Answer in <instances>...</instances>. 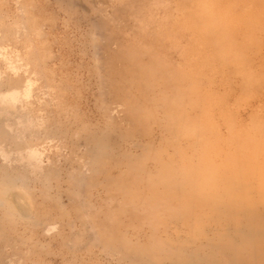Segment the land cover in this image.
Returning <instances> with one entry per match:
<instances>
[{
	"label": "rangeland",
	"instance_id": "rangeland-1",
	"mask_svg": "<svg viewBox=\"0 0 264 264\" xmlns=\"http://www.w3.org/2000/svg\"><path fill=\"white\" fill-rule=\"evenodd\" d=\"M187 1L0 0V264H245L223 248L208 257L211 221L193 231L171 202H149L159 191L146 181L179 168L177 148L184 159L207 153V141L175 138L206 128L203 110L215 120L208 137L264 134V0H207L223 13L221 35L202 32ZM250 75L262 92L240 100Z\"/></svg>",
	"mask_w": 264,
	"mask_h": 264
},
{
	"label": "bare ground",
	"instance_id": "bare-ground-1",
	"mask_svg": "<svg viewBox=\"0 0 264 264\" xmlns=\"http://www.w3.org/2000/svg\"><path fill=\"white\" fill-rule=\"evenodd\" d=\"M187 3H188V1L186 2V4ZM188 5L195 6L196 8H198V11L201 15L200 17H197L198 21L200 22L202 20V18L204 20L202 32L218 33L220 35L225 32L226 26L224 25V27L222 29H219L218 24H217V23H220L219 22L220 19H223V13L220 10L217 12L213 11L212 13H209L210 10H209L208 5H207V0H189ZM215 13H219V14H215ZM17 22H18V19H17ZM21 22H19V23L23 24V20ZM27 24H28V22H27ZM13 26H14V24H13ZM30 26L31 27L33 26V22L31 23ZM258 26L261 29L262 27H264V22H259ZM9 27H11V26H9ZM16 27L17 26H15L14 28H16ZM20 27H22V26H20ZM28 27H29V25H28ZM33 28L32 29L29 28V30L34 31ZM16 29H18V27ZM13 31H15V29ZM2 32L4 33V31H2ZM17 32H18V30H17ZM3 33H1V34H3ZM20 33H21V30H20ZM22 33L24 34V32H22ZM5 34H6V30H5V33L2 35V37L7 36L6 38H8V34H10L11 36H9V38L10 37L12 38L13 34H11V33H8L6 35ZM16 34L19 35V32ZM21 34H20V36H21ZM247 34L252 35L251 28H247ZM25 35H27V34H25ZM27 37H29V36H27ZM31 37L32 36L30 35V38ZM14 38L16 39L17 35L15 36V34H14ZM10 39H8V43L5 45H9V44L13 43L14 40L12 41V39H11V41H12V43H11ZM31 39H33V38H31ZM19 40H17V41H19ZM24 40H25L24 42L26 44L27 41H26V39H24ZM0 41L3 44L6 43V42H3V39H0ZM9 41H10V43H9ZM24 42H21L22 45ZM30 42H31V40H30ZM14 43H16V41ZM10 47H12V46H10ZM18 48H20V47L18 46ZM3 50H5V48H3ZM0 52H2V51H0ZM18 53H20V52H18ZM30 53H28V54H30ZM19 55H23V54H19ZM19 55L17 57H21ZM0 56H1V54H0ZM27 57H29V56H27ZM27 57H26V59H27ZM21 60L24 61L23 59H21ZM16 61L18 63V60H16ZM8 62H9V60H8ZM21 66H22V64H21ZM26 73H27V71H26ZM246 80H247V84L245 86L249 89V92L241 91L242 96L240 97V100H244V101L250 100L251 101L252 99H254L256 97L257 94L261 93L262 91L256 92L255 87L251 86L252 82L255 80V78L252 75L248 76L246 78ZM251 89L254 92H252ZM7 97H9V96L7 95ZM163 98L166 100L169 99L167 97V95L164 94V92H163ZM189 98H190V100L188 103L192 104V108L193 107L197 108L198 104L196 102L198 99V93L194 90V93L191 94V96ZM185 99L186 98L182 95L181 91H179V90L176 91V94L173 96V102L174 103L177 102V105L180 104L182 106ZM203 99L204 98H201V100H203ZM150 106L151 105L146 106L147 107V115L150 111ZM174 106H175V104H174ZM208 108H207V111H208ZM194 110H196V109H194ZM200 110H202V108H200ZM200 110H198V111H200ZM144 113H146V112H144ZM198 119H199L201 125L204 123V124H207V125H205L207 127L204 128L203 130H198V129L193 128V129L189 130L187 133H183L182 135L180 134L179 131H177L176 136H175V138H177L176 143L182 142V140H186V138L189 139V137H190L189 135H193L194 137L192 139H194L195 141H197L198 139H202L203 140L202 144H204L205 141L208 142V144H209L208 146H206V147L204 145L202 146L203 149H205L207 151V153L198 154L196 152V150H194V154L192 155L191 158L184 159L183 158L184 157L183 152L179 148H177V150H176L177 155H178L179 159H182L181 163L179 164V168L177 170H175L173 172L172 170L165 171L163 169L162 171L158 170V173H155V175L153 177L149 175L150 180L146 181V182H148V185H147L148 188L151 189L152 185H155L157 190L159 191V194H157L156 198H150L149 202L151 203L153 201L156 204L158 201L161 204V201H164V199H165V201H167L169 203L171 202L175 206L174 209L172 208V210H178L180 213L178 215H180L181 219H193L194 220V222L196 223V227H192L191 230H193V231H197V229L200 230L202 224L207 223L206 221H208V220L211 221V225L214 228V232L211 235H207V237H206L207 242L201 245L202 248L205 247L207 251H211V252H207L208 257L216 249L218 250V249L223 248L225 250H228L229 253L232 254V256H235L237 261L240 260L245 264H264V134H260V136H258L256 131H250V130L246 131V130H243V128H242V129L238 130L235 134H233L232 136H229V137L225 136L224 138L219 139L218 138L219 136H217L216 134L213 137H208V136L214 135V133H215L213 125L210 124L211 123L210 121H215V120H212L208 116H206V110L202 111V115L200 113ZM259 120L264 121V118H260ZM178 121H179V119H178ZM224 121H226V120H224ZM260 121L257 123L253 122L252 123L253 126L260 124L261 123ZM185 122H187V121L185 120ZM179 125L182 126L183 125L182 122H180ZM179 130H181V129H179ZM178 134H180V135H178ZM218 145H227L226 151L222 148H218L217 147ZM212 154L215 155V157H216L215 160L217 162L213 163V164H211V163L207 164V162H208V160H210ZM225 154H227V160L225 161V163L224 164H222V163L218 164L219 161H224V155ZM31 155H33V152ZM194 162L195 163L198 162L200 164H203V167H198L199 166L198 165V166L193 168L192 165ZM253 163H254V165H253ZM253 167H254V169H253ZM114 176H116V175H114ZM157 176H160V178L156 180L155 178ZM153 178L156 180L155 184H153L154 182H151V181H153ZM234 179H239V183L241 185L237 184L235 186H232L233 182H235ZM140 180H142V179H140ZM146 180H147V178H146ZM118 181H119V178H118ZM130 182L132 183V181H130ZM114 185L115 184H113V186ZM133 185L135 186V183ZM139 185H140V183H139ZM215 185H218V187L213 188ZM134 186H132V187L134 188ZM106 187H108V186H106ZM115 188H113V189H115ZM219 188H221V190H227V191H224L222 194L216 195L215 192L218 191ZM153 189H155V188H153ZM133 190H135V189H133ZM109 191H110V189H109ZM152 191H154V190H152ZM115 193H117V192H115ZM210 193L214 194V200H217V202H215L213 200ZM128 194H130L129 196L131 199L133 193L129 192ZM115 197H117V196L115 195ZM113 198H114V196H113ZM134 198L135 197H133L132 199L134 200ZM130 199L128 201H130ZM212 200H213V202H212ZM128 201H126L125 203H127ZM135 201L134 202L132 201L133 204H135ZM14 202L16 203V201H14ZM127 206H129V205H127ZM153 206L154 205H152V206L150 205L152 210H153ZM165 209H167V208H165ZM149 210L151 211L150 208H149ZM158 210H161L160 211V213H161L164 209L159 208ZM167 210L169 211V208ZM20 211L22 213L26 212V210L25 211L20 210ZM117 211H118V209H117ZM136 211H137V209H136ZM122 213H123V211H122ZM141 213H142V211H141ZM153 213H156V212H153ZM157 214L158 213H156L155 215H157ZM136 216H138V215H136ZM140 216H143V215H140ZM115 217H117V215ZM147 217L149 218L150 215ZM151 217H153V216H151ZM154 217H156V216H154ZM113 219H114V217H113ZM136 219L137 220H135V222L139 221L138 218H136ZM147 219H145V220L149 221ZM132 221H134V220H132ZM141 222H142V220H141ZM148 223H147V225H148ZM130 224H132V223H130ZM145 224H146V222H145ZM143 226H146V225H144V223H143ZM151 226H153V225H151ZM101 228L104 229L105 227H101ZM141 228L142 227H140V229ZM132 229H133V227H132ZM109 230H111V229H109ZM125 230H123V231H125ZM104 231H106V230H104ZM203 231H204V229H203ZM114 232H116V231L114 230ZM106 233H108V232L106 231ZM111 233H112V231H111ZM122 234H124V233L122 232ZM104 238H102V239H104ZM113 239H114V237H113ZM149 240L151 241L152 239H149ZM127 243H129V242L127 241ZM147 243H148V241H147ZM159 243H160V241H159ZM166 243H168V242L166 241ZM166 243H164V244H166ZM168 244L170 245V243H168ZM168 244H166V246ZM112 245H113V243H112ZM135 245H137V244H135ZM152 245H155V244H152ZM138 246H139V244H138ZM167 247H169V246H167ZM134 248H135V246H134ZM145 248H147V247L145 246ZM167 249L169 250L170 248H167ZM167 249H166V251H167ZM212 250H213V252H212ZM170 251H169V253H170ZM181 254H183V253L181 252ZM194 254L199 256V254H197V252H194ZM217 254H219V253H217ZM168 256H170V254ZM158 257H160V256L158 255ZM213 257L214 256H212V258ZM166 258H167V256H166ZM223 258H224V256L222 257V259ZM210 259H211V256H210ZM213 259H215V258H213ZM207 260H208V258H207ZM218 261H221V260H218ZM226 261H228L227 263L232 262V261H230V259L226 260ZM162 263H164V262H162ZM194 263L199 264L197 261H194ZM176 264H178V263H176ZM234 264H235V261H234Z\"/></svg>",
	"mask_w": 264,
	"mask_h": 264
}]
</instances>
